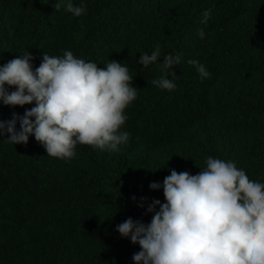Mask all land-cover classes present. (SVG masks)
Wrapping results in <instances>:
<instances>
[{"label":"trees","instance_id":"16d2710c","mask_svg":"<svg viewBox=\"0 0 264 264\" xmlns=\"http://www.w3.org/2000/svg\"><path fill=\"white\" fill-rule=\"evenodd\" d=\"M53 3L0 0V66L28 51L35 68L41 52L66 49L100 68L128 65L138 89L121 126L130 135L118 151L78 144L67 160L33 136L14 145L0 137V264H133L140 246L116 225L150 221L147 204L164 202L150 182L173 169L196 174L208 156L264 178V0H84L78 17ZM157 44V64L141 66L140 52ZM168 53L181 56L173 90L151 83ZM190 59L210 75L200 78ZM32 106L0 104V120Z\"/></svg>","mask_w":264,"mask_h":264},{"label":"clouds","instance_id":"9594fccd","mask_svg":"<svg viewBox=\"0 0 264 264\" xmlns=\"http://www.w3.org/2000/svg\"><path fill=\"white\" fill-rule=\"evenodd\" d=\"M52 6H63L76 17L86 11L84 0L79 4L54 0ZM210 12L202 11L201 23L207 22ZM198 35L203 38L205 33L200 29ZM161 55L157 44L150 53L140 52L138 63L157 64ZM41 56L35 68L28 51L0 66V104L34 102L23 115L13 112L11 119L0 120V137L7 133L4 139L14 145L26 144L33 136L47 156L65 160L76 154L78 144L118 151L130 135L121 128L127 119L124 109L138 90L129 66L108 60L100 68L67 49L63 55L41 52ZM180 61L179 54H163L158 63L161 75L151 83L175 89L173 69ZM186 62L200 78L210 75L199 61ZM5 85L15 90L8 91ZM149 188H162L164 196V202L152 199L147 204L150 221L128 217L116 225L122 237L140 246L132 255L133 264H264V178L250 175L231 159L208 156L198 173L173 169L162 183L150 182ZM145 200L140 197L138 207H144Z\"/></svg>","mask_w":264,"mask_h":264}]
</instances>
